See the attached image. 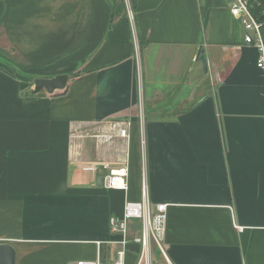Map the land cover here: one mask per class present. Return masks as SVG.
I'll return each mask as SVG.
<instances>
[{"label":"crops","instance_id":"0c3cea01","mask_svg":"<svg viewBox=\"0 0 264 264\" xmlns=\"http://www.w3.org/2000/svg\"><path fill=\"white\" fill-rule=\"evenodd\" d=\"M129 7L134 28L126 0H0V244L15 264L112 263L109 219L141 200L146 176L174 264H264L257 49L228 0ZM64 74V91L30 93ZM125 152L129 189H108L99 164Z\"/></svg>","mask_w":264,"mask_h":264},{"label":"built area","instance_id":"2783aa9c","mask_svg":"<svg viewBox=\"0 0 264 264\" xmlns=\"http://www.w3.org/2000/svg\"><path fill=\"white\" fill-rule=\"evenodd\" d=\"M126 1L134 28V15L131 7H129L130 0ZM228 1L232 16L240 21L244 29L245 43L257 49V67L264 73V21L253 13L248 0ZM136 44L140 50L139 44ZM140 99L142 102V92ZM139 119L144 124L145 113L143 103H141ZM130 125V121L126 120L124 125L117 128L116 136L119 139L128 141L130 138ZM99 166L105 172L104 186L106 188L128 191V178L130 174L128 153L125 152L123 162L117 167H111L108 163H100ZM132 220H137L140 223V227L132 229L130 226V221ZM109 227L111 234L118 238L110 242L119 247L115 261L103 263L100 259H97L96 261H80L77 264H127L129 247L132 244L139 246L140 249L135 264H174L169 256V248L166 243L167 205L159 204L153 207L146 176H144L142 182L141 200L127 201L124 206L123 216H112L109 219ZM136 229L139 234L132 237L131 232Z\"/></svg>","mask_w":264,"mask_h":264},{"label":"water","instance_id":"95a60500","mask_svg":"<svg viewBox=\"0 0 264 264\" xmlns=\"http://www.w3.org/2000/svg\"><path fill=\"white\" fill-rule=\"evenodd\" d=\"M70 76L68 74L58 75L53 78H36L34 79V87L30 93L36 95L42 91H46L49 95H54L57 91H64L69 83ZM101 176L105 175L103 170L100 171ZM102 180V179H100ZM16 251L9 244H0V264H15Z\"/></svg>","mask_w":264,"mask_h":264},{"label":"trees","instance_id":"16d2710c","mask_svg":"<svg viewBox=\"0 0 264 264\" xmlns=\"http://www.w3.org/2000/svg\"><path fill=\"white\" fill-rule=\"evenodd\" d=\"M253 13L264 21V0H248ZM130 250V249H129ZM137 260V259H136ZM136 263V262H135Z\"/></svg>","mask_w":264,"mask_h":264},{"label":"rangeland","instance_id":"374dc122","mask_svg":"<svg viewBox=\"0 0 264 264\" xmlns=\"http://www.w3.org/2000/svg\"><path fill=\"white\" fill-rule=\"evenodd\" d=\"M85 132H87V131H85ZM88 133H90V131ZM86 138H87L86 139L87 146L92 147V139L88 135ZM137 223H138L137 220H132V221H130V226L136 225Z\"/></svg>","mask_w":264,"mask_h":264}]
</instances>
